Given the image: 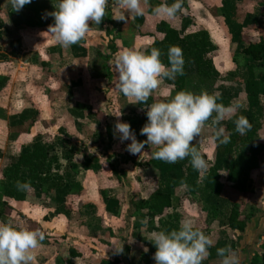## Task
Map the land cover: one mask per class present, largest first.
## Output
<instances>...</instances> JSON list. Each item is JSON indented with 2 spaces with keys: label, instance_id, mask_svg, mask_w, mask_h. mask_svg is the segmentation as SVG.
Returning <instances> with one entry per match:
<instances>
[{
  "label": "crops",
  "instance_id": "obj_1",
  "mask_svg": "<svg viewBox=\"0 0 264 264\" xmlns=\"http://www.w3.org/2000/svg\"><path fill=\"white\" fill-rule=\"evenodd\" d=\"M8 1L0 0V3ZM163 2L165 0H143L144 15L132 14V17L143 20V23L138 25L139 32L152 33L158 29L159 32L163 31V34H166L170 27L179 31L180 38L175 46L181 44L180 48L185 51L183 53L184 58H187L184 65L185 78L180 83L177 82L179 75L175 80L162 79L147 103H133L134 98L125 97L117 89V95L112 99L113 104L110 102V105L102 106L101 109L94 104V101L97 100L96 96L102 95L105 90L100 89L98 82L96 85L98 84L99 88L95 84L92 86V83H90L91 88L84 87V84L91 81L90 76L86 74L82 77L85 79L79 81L73 93L69 90L68 93L66 90L59 91L58 106L50 107V109L54 108L53 122L40 133L35 128L34 121H30L35 115V110L30 108L33 105L16 102L12 108H6L2 100L3 91H0V164L3 161L16 162L22 153L32 150L35 144H43L51 154L55 152L59 156L62 165L57 180L58 185L49 186L48 182L51 181L43 183V186L35 183L32 191L27 193L26 200L7 197L5 201L15 202L17 205H0V209H3L0 222L11 220L14 225L44 232L45 239L35 250V264H116V258H123V262L120 259L118 264H131L132 259H137L135 257L137 245L142 264H156L153 259L155 246L149 241L151 231L165 230L170 222L179 225L183 218H192L197 227L215 240V245L209 249V255L202 264H221L217 249L225 246H231L239 256L240 264H253L254 261L261 260L256 259L254 250L260 248L264 211L261 217L254 211L251 212L245 231H235L233 237L228 223L235 204L239 205L241 211L243 204L240 201L245 199L249 184L255 188L254 195H257L255 206L258 210L262 206L264 210V152L258 170L244 172L237 182L228 181V172L233 160L230 155L218 150L217 141L213 139L216 126L211 120L206 123L200 138L193 141L208 162V169L203 174L192 167L190 158L176 163L155 159L152 155L155 146L152 145L146 144L141 153L130 155L138 162L133 167V174L141 179L139 192L144 202L140 204L139 216L144 217L142 211L146 209L153 212L147 207L146 201L151 199L157 190H166L167 178L184 181V184L172 190V205L163 214H155L156 223L155 220L154 223L150 222L148 218L138 220L134 217L132 223L135 228L130 237L138 238L140 243H136L133 247L128 245L130 250L126 251V248H123L121 253H116L110 247L114 242L116 226L120 225L123 216L129 215L132 206L126 205L128 186L116 184L120 178L129 176L130 169L120 165L124 166L129 160L126 146L131 142L119 140L118 134L115 133L117 121L129 123L137 140L146 141L147 137L141 135V129L147 123V107L152 103L169 100L181 90L196 94L208 92L219 95L226 106L230 105L228 101H231L232 105H240L234 115L221 122L226 134L237 133L235 120L239 115H244L250 121L251 128L257 126L254 140L264 145V103L261 102L255 107L250 106L247 92L248 67L254 64L256 72V66H259L264 58L260 61H251L244 57V61L247 60L248 64H242V71H234L229 78L218 71L214 78L218 77L219 80L211 79L215 82L212 85L205 73H199L194 56L189 53L191 49L187 53L191 38L201 31L209 33L210 43L207 48L209 54H212L214 49L242 50L245 47V38L238 37L235 43L231 41L228 43L226 35L237 36L250 32L255 36L251 43H260L262 40L260 35H264V0H184L183 9L175 18L153 14V9ZM166 2L171 4L173 0ZM6 13L0 12L1 17L10 29L9 33H16L21 22L19 18L24 13L21 10ZM1 30L2 27L0 32ZM220 34H223V38ZM136 40L142 42L143 38L138 36ZM216 41L220 43L217 44ZM227 56L230 57L227 65L230 63L232 67L240 65L229 52ZM162 62L168 65V60ZM209 63L211 64V60ZM220 63L223 64L221 61H212L213 66H218ZM4 64L0 61V68ZM18 66L20 73L17 80L19 82L27 80L29 67L26 65L21 67L20 64ZM23 69L27 71H22ZM260 72L264 71L256 73ZM1 75L3 72L0 71ZM194 81L209 86L207 89H201L202 85H200L198 86L200 89L194 92L190 85ZM72 94H75L74 97H71ZM68 97L71 101L72 98L76 101L80 98V101L78 103L75 101L77 105L70 104ZM262 97H264V89L261 90L260 100ZM10 116H12L11 120H9ZM108 130L113 139H107ZM10 135L14 136L12 140ZM102 145H105V148H102ZM51 146L56 149L50 148ZM212 170L220 174L222 183L220 189H216L213 183L205 181V176ZM21 174L31 179L27 169H23ZM253 198L252 194L249 199L251 204ZM133 207L137 209V205ZM242 214L247 215L243 212ZM128 218L130 221L131 218ZM137 221L140 225L139 234L135 231Z\"/></svg>",
  "mask_w": 264,
  "mask_h": 264
},
{
  "label": "clouds",
  "instance_id": "obj_2",
  "mask_svg": "<svg viewBox=\"0 0 264 264\" xmlns=\"http://www.w3.org/2000/svg\"><path fill=\"white\" fill-rule=\"evenodd\" d=\"M143 0H115L122 11L113 19L126 21L128 16L144 15ZM14 11L19 12L31 3V0H10ZM184 0L165 2L153 9V14L160 17L175 18L183 9ZM109 0H58L55 11L48 13L54 18L49 25L50 32L64 47L81 42L90 30V22L101 24L105 17ZM127 13V16H126ZM168 65L161 60V52L152 48L150 52L126 49L115 56V70L118 74L116 87L125 97L134 98L133 103H147L149 97L159 87L164 78L175 80L183 75L185 59L178 46H170ZM217 94L187 90L178 91L171 99L152 103L147 110V123L141 129L146 141H138L131 125L117 121L115 133L121 142L127 144V151L138 154L145 145L155 146L152 155L155 159L167 163L190 158L192 167L203 174L208 169V162L196 143L206 123L216 126L213 139L220 144L231 141L230 134L221 126V122L234 115L240 105H225ZM264 103V97L261 98ZM119 116V115H118ZM252 125L248 118L239 115L235 120V131L246 135ZM17 190L32 191L29 181H17ZM45 234L40 230H30L14 225L11 220L0 222V264H35V250L44 241ZM149 241L156 247L153 259L156 264H202L209 255V249L215 245L211 235L196 226L192 218H183L178 229L152 232ZM116 253L123 252V247L113 245ZM145 251H147L145 249ZM221 264H240V258L231 246L217 249Z\"/></svg>",
  "mask_w": 264,
  "mask_h": 264
},
{
  "label": "rangeland",
  "instance_id": "obj_3",
  "mask_svg": "<svg viewBox=\"0 0 264 264\" xmlns=\"http://www.w3.org/2000/svg\"><path fill=\"white\" fill-rule=\"evenodd\" d=\"M6 3H0V12L5 14H7L6 12L15 13L16 11H14L13 8H11V10L8 9ZM57 3L58 0H31V3L25 5L24 9L21 10L24 15H21L19 18L21 19V22L16 33H9L10 29L6 26L4 18H2L0 14V23H2V30L0 32V57L3 59L0 60L5 63L1 66L2 68H0V71L3 72V75L0 76V91H3V103L6 108H12L13 104H16V102L32 104L33 107L31 106L30 108L35 110V115L31 117L32 120L30 121H34V126L40 133L41 131H45V129L49 127V124L51 125L53 122L54 108L50 109V107L58 106L59 91L66 90L68 93L69 90V92L73 93L74 88H76L80 80L82 81V79H85L82 77L86 74L90 76L89 80L91 81L84 84V87L91 88L90 83H92L93 86V84L96 85L98 82L100 89L105 90L102 95L98 94V97L96 96L97 100L94 101V104L98 105L101 109L102 106L110 105V102L113 104L112 99H115L118 89L116 87V84L118 83V74L115 70V56L123 50L134 49L141 52H150L152 48H157L161 52V60H168L167 53L169 47L164 43L165 33L163 34V31L159 32L158 29L157 31L154 30L152 33L139 32L138 25L143 23V20L133 18L132 14L128 16L126 21L113 19L114 15H119L122 11L116 6L115 0H109L106 14L101 24H91L90 22V30L81 42L73 44L70 47L62 46L56 41L55 37L48 32L49 25L54 23V18L47 14L55 11V5ZM138 36L143 38L142 42H137L136 39H138ZM222 36L223 34H220V37ZM218 37L219 36H217V38ZM225 37L228 40V43H230L229 41L235 43L238 37H243L245 38L244 46H247L252 42V39L255 36H252L249 32V34H239L237 36L232 34L226 35ZM260 38H262L261 42H264V35H260ZM192 39L193 38H191V40ZM216 43L218 44L220 42L216 41ZM180 46L181 44L178 45V47ZM187 48V53L191 49L189 52L191 56L196 54L198 56L204 55L206 63L202 69V73H205V75L210 78L209 81L212 85L215 84V82L211 79L216 77L215 75L218 74V71L229 78L234 71L240 72L243 67L242 64H248L247 60L244 61V57L247 58L243 53L244 48L242 50H240V48H228L227 50L214 49L212 54H209V50L205 53L203 48L194 50L190 42ZM225 52L226 54H224ZM228 52L235 60H237V63L239 62L240 65L237 64V66L234 67L230 66L231 63L227 65V61H230V57L227 56ZM183 53H185V51H183ZM220 54L224 56L222 57ZM12 59L16 60L12 61ZM209 60H211V64L209 63ZM214 60L221 61L223 64L220 63L221 66H213L212 61L214 62ZM19 64L21 67L25 65L29 67L28 75L26 76L27 80L24 79L21 82L17 80L19 79L17 77L20 73V70H18ZM220 70L222 72H220ZM22 71L27 70L23 69ZM259 71H264V61L259 64V66H256V72ZM214 79H217L216 81L219 80L218 77ZM98 84L96 86L99 88ZM190 85L192 86L191 90H194V92H197V90L200 89V87H198L200 85H202L201 89H207L209 86L208 84L197 83L196 81L191 82ZM74 95L75 94H72L71 97H74ZM75 101V98H72L71 101L68 97V102L70 104H74ZM78 101H80V98H77L76 102L78 103ZM228 102L231 104V101ZM77 103L75 104L77 105ZM92 105L90 104V106ZM11 119L12 116L9 117V120ZM108 133L109 135L107 136V139H113L110 136L109 130L106 134ZM13 137L14 136L10 135L11 140ZM102 144H104V141ZM73 147L75 148L76 146ZM101 147L105 148V145H102ZM50 148L54 147L51 146ZM120 150L123 151V149ZM55 154V152L52 154L50 153L51 156ZM126 154L129 155V160L124 166H120L130 169L129 176L124 177L123 179L120 178L118 182L116 181V184H126L128 186L129 190L126 194V205L132 206L131 210L128 212L129 215L126 217L123 216L120 220V225H117L115 228L116 235L113 238L114 242L110 245L113 250H115L113 245L126 248L128 245L133 247L136 243H140L138 238L132 236L131 239L130 237L135 228L132 223L134 217L138 220L148 218V220L153 223L155 220V214L151 211H147V209L146 211H142L144 217L139 216V213L141 212L139 207L144 201L139 192L141 187L139 181L141 182V179L133 174V167L136 166L138 162L133 156H130L132 155L130 152H126ZM9 163L10 161H3V163L0 164V205H2V202L7 198L4 194V186L6 184L4 174ZM59 175L60 171L52 172V175L50 176L51 182H48L49 186L52 184L58 185L59 182L57 180ZM45 179H47L45 180L47 182L49 177H45ZM54 179L56 181H54ZM39 182L40 181H36L35 183L39 184ZM254 192L255 188L252 187V184H249L245 199L240 201L241 204H243L241 211L247 215L254 211L255 214H259V217H261V213L264 210L261 208L262 206H260V210L255 206L254 202L257 195H254L256 194ZM252 194L254 200H252L253 202L251 204L249 199ZM8 205L17 204L15 202H8ZM133 205H137V209H134ZM128 217L131 218L130 221L128 220ZM136 223L137 229H135V231L139 234L140 225L138 221ZM230 234L233 237L235 233L230 231ZM259 246L260 248L254 251L256 259L262 260L264 256V227L260 232ZM136 250L135 257H137V259H132L131 264H142V258L139 257L140 253L138 245ZM120 259H122L123 262V258ZM118 263L119 262L116 264Z\"/></svg>",
  "mask_w": 264,
  "mask_h": 264
},
{
  "label": "trees",
  "instance_id": "obj_4",
  "mask_svg": "<svg viewBox=\"0 0 264 264\" xmlns=\"http://www.w3.org/2000/svg\"><path fill=\"white\" fill-rule=\"evenodd\" d=\"M8 9L11 10L12 6L10 0L7 2ZM24 8V7H23ZM22 8V9H23ZM2 23H0V27ZM180 34L174 27L168 28L165 36L164 43L167 47L175 46L179 41ZM210 36L207 31H201L193 35V39L190 41L193 49L203 48L206 53L209 46ZM14 52V51H13ZM243 53L251 61H260L264 58V42L260 43H250L245 46ZM2 59V57H0ZM3 60V59H2ZM0 60V61H2ZM194 60L199 69V73L202 72L205 66L204 55L198 56L194 55ZM249 78L247 81V92L249 105L252 107L258 106L261 103L260 93L264 89V72L256 73L254 64L248 67ZM183 75L178 76L177 82H182L184 80ZM257 126L255 125L251 130L247 132L246 135H240L238 133H228L231 136V141L228 144H220L217 141L218 150L232 157V163L228 172V181L237 182L240 176L246 171L258 170L262 164V154L264 152V145L258 143L254 140L256 134ZM62 165L57 154L51 156L49 150L43 144H35L33 149L22 153L16 162H10L7 165L4 178L5 184V196L13 198L15 200H26L27 193L17 190V181H29L32 187L36 181H40L39 184L47 183L51 181L50 176L54 171H60ZM27 169L31 176V179L23 176L21 171ZM44 176V179H43ZM45 177H49L46 182ZM205 181L207 183H213L216 189L222 187L220 182V174L214 170L210 171L205 176ZM184 181L176 179H166V190H157L154 195L149 199L146 204L147 207L153 211L154 214H163L167 208L172 205V190L180 185H183ZM55 185V184H54ZM2 205H8L7 201L2 202ZM143 206V205H141ZM3 214V209H0V219ZM250 215H243L240 211L239 205L235 204L231 215L229 216L228 228L230 231L243 232L247 227V220ZM179 225L173 222L167 224L165 231H171L173 229H178ZM130 247H126V251H129ZM156 247L154 251L156 252ZM120 259H115V262H119ZM253 264H264V256L260 261H254Z\"/></svg>",
  "mask_w": 264,
  "mask_h": 264
}]
</instances>
